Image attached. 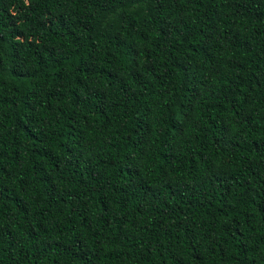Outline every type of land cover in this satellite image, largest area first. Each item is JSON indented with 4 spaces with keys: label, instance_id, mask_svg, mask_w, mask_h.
<instances>
[{
    "label": "trees",
    "instance_id": "trees-1",
    "mask_svg": "<svg viewBox=\"0 0 264 264\" xmlns=\"http://www.w3.org/2000/svg\"><path fill=\"white\" fill-rule=\"evenodd\" d=\"M0 264H264V0H0Z\"/></svg>",
    "mask_w": 264,
    "mask_h": 264
}]
</instances>
